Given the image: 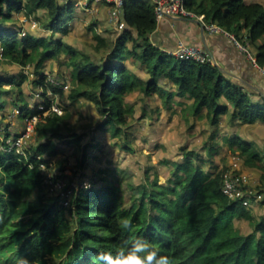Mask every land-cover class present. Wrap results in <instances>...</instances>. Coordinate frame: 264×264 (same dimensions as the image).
Segmentation results:
<instances>
[{"label": "trees", "instance_id": "16d2710c", "mask_svg": "<svg viewBox=\"0 0 264 264\" xmlns=\"http://www.w3.org/2000/svg\"><path fill=\"white\" fill-rule=\"evenodd\" d=\"M183 4L206 22H215L243 44L248 43L256 50L253 56L257 64L264 66V43H257L264 35V4L256 0H183ZM73 5L72 1L61 4L58 0H0V64L18 65L25 73L33 65V83L42 90L44 108L39 109L37 102L30 106L23 98L20 85L27 76L20 72L19 79L14 74L0 75V109L4 107L3 96L18 87L13 100L20 110L18 116L41 115L34 130L40 138H47L28 146L26 155L0 149V264H49L51 258H58L57 264H101L98 253L115 258L121 252L126 254L137 240L147 241L159 255L169 257L170 264H264V219L255 220L247 206L224 194L222 184L228 167L206 170L200 153L193 150L173 162L165 183H159L156 175L140 183L129 205L124 204L114 183L78 187L69 208L43 198L46 178L41 157L56 154L53 138L63 136L58 127L63 114L49 110L57 103L45 93L53 90L57 94L64 89L49 80L59 76L44 72L42 66L61 54L67 55L68 76L73 83L68 99L85 98L93 103L103 115L102 124L111 127L114 134L134 112L125 97L135 90L145 95L160 91L159 78L168 79L179 95L192 98L194 114L205 108V117L212 124L227 111L222 98L232 104L233 117L264 122V102H253L249 93L211 61L177 59L150 41L157 25L153 0H122L125 25L113 41L94 35L93 48L101 54L97 59L53 37V32L67 31ZM38 9L46 12L45 25L52 34L21 35L10 24L14 13L30 17ZM127 59L144 64L149 78L143 80L128 69ZM60 80L70 83L66 78ZM43 110L49 112L42 115ZM17 134L6 132L5 138ZM224 141L244 167L262 170L259 181L264 187V154L238 135ZM215 151L210 147L209 157ZM236 218L247 220L253 229L243 233L234 224ZM125 222L130 228H124Z\"/></svg>", "mask_w": 264, "mask_h": 264}, {"label": "rangeland", "instance_id": "374dc122", "mask_svg": "<svg viewBox=\"0 0 264 264\" xmlns=\"http://www.w3.org/2000/svg\"><path fill=\"white\" fill-rule=\"evenodd\" d=\"M260 1L264 3V0ZM78 10L83 9L73 5L72 15H75ZM13 17V22L10 24L18 31L24 30L38 36L52 34V31L45 25L47 16L42 9H38L36 14L30 17L22 12L14 13ZM84 19L83 13L79 12L78 19H76L77 24L75 23L70 28H67L66 32H53V37L62 39L71 45L72 43H77L76 38L83 31L88 32L89 35H92V41L85 47V50L92 58L97 59L101 54L99 52L96 53L93 48V33L89 32V26H85ZM66 60L67 55L65 54H61L58 59L46 60L43 63L42 70L53 76H59L57 80L60 78L70 80L68 76L70 68L67 67ZM35 70L34 66L31 65L29 72L25 73L18 65L4 62L0 64V75L3 77L14 74L19 79L20 72L26 74L27 77L22 81L20 88L23 98L30 106H34L36 102L38 104L42 103V98L39 96L42 90L33 83ZM68 84L69 88L64 89L61 93L55 94L53 90L45 93L46 95H52L58 104L56 105L61 109V114H63V118L58 124L63 136L53 138L57 153L53 155L45 153L41 157L45 166L43 170L44 177L53 181V184L46 182L41 194L44 199L51 203H62L66 208H69L70 203L65 204L62 202V192L67 194L66 199L71 200L73 191L78 189V187L90 185L98 187L104 183H114L125 201L124 204L129 205L132 197L138 193L137 186L146 182L148 178L152 179L156 175L159 183H165L167 178L171 176L173 162L181 155V147L183 153L189 148L197 150L203 159L201 165L206 170H216L226 166L228 171H230L232 169H230L229 164L240 159L237 155H233L235 153L227 151L225 142H222L219 154H216L217 151L212 157H209L205 148L214 144L213 142L210 143L209 136L211 133H214L215 136L219 128H215V131L210 130L207 139H204V136H199L187 140L186 134L190 130H196L206 136L207 128L210 127L211 122L208 119H204L203 124L208 127L203 124L200 127H196L189 120L191 115L185 116L187 112L184 109L174 111L175 113L167 110L171 113V117H164L163 120H159L161 115L156 109L150 110L141 103L139 100L141 93L135 96L134 99L129 98V103H132L131 105L134 108L133 115L128 119L126 125L121 126V131L114 134L111 127L102 124L103 115L93 103L85 98H78L73 101L68 99L69 89L73 87V83L70 80ZM5 86L8 85L5 84ZM17 90L18 87H12L10 92L3 96L4 107L0 109V117H2L0 121L1 150L5 147L2 143L6 132L11 135L24 130L26 118L23 119L18 116L20 110L13 104ZM168 96L169 94H167L166 98ZM191 108L188 110L189 113ZM45 113L44 111L43 114ZM173 117H175L174 120ZM178 136H183L184 140L176 141ZM188 136L190 137V135ZM74 137H78V140L75 141ZM222 138L225 139L226 136H222ZM46 139L40 138L34 130L28 141V146L30 147ZM179 144H182V146H179ZM177 148L180 150H177L178 152L175 154L173 151ZM167 153L172 156L165 158ZM165 159L170 160H166L168 161L167 163L162 162ZM233 171L240 174V170ZM244 174L248 177L249 187L253 189L250 197L251 201L247 208L253 213L255 220L264 219V188L256 182H249L248 172ZM258 195L262 196L256 201ZM67 217H70L69 213H67ZM234 224L245 234L253 229L247 220L236 218L234 219ZM58 262V258L49 260V264H57Z\"/></svg>", "mask_w": 264, "mask_h": 264}, {"label": "crops", "instance_id": "0c3cea01", "mask_svg": "<svg viewBox=\"0 0 264 264\" xmlns=\"http://www.w3.org/2000/svg\"><path fill=\"white\" fill-rule=\"evenodd\" d=\"M58 1L61 4H64L72 0ZM256 1L262 3V1L260 0ZM77 8L83 10H78V12L73 15L72 19L68 23V28H70L75 23L77 24L76 19H78V13L80 12L85 16V26H89V32L91 34L93 33V37L94 35H99L105 38L107 41H113L116 37L119 36L120 33L117 32L114 24L109 20L110 5L108 3L104 1H92L89 8ZM202 27L203 25L201 21L197 18H195V20H191L182 18V16L179 15H165L160 20H157L156 28L150 34V41L161 48L163 51L175 49L180 40L185 43L200 46L209 54L211 62L214 65L215 63L220 65V67L223 69V71H220L223 74L232 79L234 83L239 84L244 89V91L249 93L253 102L263 103L264 73L256 65L253 64L247 53L239 48L229 36L221 33H210L205 30V28L202 30ZM91 36L92 35H89L88 32L83 31L81 35L76 38L77 45L75 43H72L73 45H71L79 50H82L83 52H86L85 47L88 46V44H90L89 42L92 41ZM260 38L257 40V43H264V35ZM248 49L249 52L254 55L256 50L249 44ZM124 63L128 69H130L143 80L149 78V74L147 73L144 64H142L141 62L137 60L131 61L130 59H127L124 61ZM230 74H232V76H230ZM158 84L161 87L160 91H156L151 95H145L143 92L135 90L125 97V101L129 103V98L134 99L135 96H138V94L141 93L142 95H140L139 100L148 109H156L161 115L159 120H163L164 117L170 118V114L175 113L174 111H181L184 109V111L187 112L185 113V116L188 114L191 115L189 119L191 120V124L194 123L196 127L202 126L203 120L207 119L205 117V108H202L198 114H194L191 108L192 98L187 95H179L177 93L176 87L166 78H159ZM167 94H169L168 98H166ZM221 103L227 105V111L218 117L215 124L211 123L210 127H212V129L203 124L204 126L208 127L206 136L205 134L198 133V131L196 130H190L186 134L187 140L197 138L199 136H204V139H207L208 135L210 134V130L215 131V128H219V131L218 133L216 132L215 136L214 133H211V135L209 136L210 143L213 142L214 144L208 145L205 148L207 151L210 147H214L216 149L215 152L218 151L216 154H219V151L221 150L220 146H222V142H225L222 136L229 137L232 135H238L244 141L251 143L257 152L264 154V152H261L264 151V122H261L259 120H255L253 122H243L241 119L235 118L231 115L233 107L230 102H228L225 98H222ZM190 108L191 112L189 113L188 110ZM167 110H170L171 113ZM174 118L175 117H173V120ZM188 135H190V137ZM177 139L178 140L176 141L184 140L183 136H178ZM179 146H182V144H179ZM177 150L180 149H174L173 152L176 154L178 152ZM187 150L192 149L189 148ZM193 151L197 152V150ZM227 151L231 152L228 148ZM180 152V158L178 157V159H176L175 161H179L182 159V156L184 154L182 147ZM170 156L172 155H169V153H167L165 158H170ZM262 163L264 164V159ZM229 165L230 169L232 170H240V172L242 171V173L248 172L250 178L249 182H256L260 184L259 176L262 171L261 169L244 167L241 158L232 161V163H230ZM261 196L262 195H258L256 201L260 199Z\"/></svg>", "mask_w": 264, "mask_h": 264}, {"label": "built area", "instance_id": "2783aa9c", "mask_svg": "<svg viewBox=\"0 0 264 264\" xmlns=\"http://www.w3.org/2000/svg\"><path fill=\"white\" fill-rule=\"evenodd\" d=\"M92 1H104L110 5L109 10V20L114 24L117 32H121L125 23L122 16V0H72L73 4L77 7L81 8H89ZM155 2V15L156 20H160L165 15H179L197 18L201 21L205 30L210 33H221L229 36L233 42L242 50H244L248 57L252 60L253 64L256 65L263 73L264 66L261 67L255 61L254 56L249 52L248 43L243 44L238 40L234 34L227 31L221 25H218L215 22H206L203 19L202 15H196L194 12L187 10L184 7L183 0H153ZM36 23V22H35ZM34 23V25H35ZM21 35H24L26 32L24 30L20 31ZM168 54L174 56L177 59L182 60H191L199 63H204L211 61L209 54L200 46L185 43L183 41H179L178 45L173 50H167ZM58 79V78H57ZM54 77H50L49 80L63 89H68V82L57 80ZM40 96V95H39ZM37 107L39 109H44L42 103L38 104ZM51 111H56L61 113V109L56 105L52 104L50 109ZM47 114L48 110H43V112ZM26 122L24 126V130L22 132H18L17 135L9 136L4 138L3 145L5 146L4 150H15L23 155L25 154V149L28 147V141L31 138V135L34 132L35 124L38 120H41V115L33 114L25 117ZM24 118V119H25ZM42 170H44L45 166L43 162L40 163ZM46 182L49 184H53L52 180L46 179ZM222 190L225 195H227L232 200H239L243 205L248 206L250 204V197L253 193V189H251L248 185V177L246 174L240 172V174L234 172L233 170L228 171L223 179ZM63 201L65 204H69V200L66 199L67 194L62 192Z\"/></svg>", "mask_w": 264, "mask_h": 264}, {"label": "clouds", "instance_id": "9594fccd", "mask_svg": "<svg viewBox=\"0 0 264 264\" xmlns=\"http://www.w3.org/2000/svg\"><path fill=\"white\" fill-rule=\"evenodd\" d=\"M124 228H130V223L125 222ZM101 264H170L169 257L159 255L147 241L137 240L125 254L121 252L115 258L110 254H97Z\"/></svg>", "mask_w": 264, "mask_h": 264}, {"label": "water", "instance_id": "95a60500", "mask_svg": "<svg viewBox=\"0 0 264 264\" xmlns=\"http://www.w3.org/2000/svg\"><path fill=\"white\" fill-rule=\"evenodd\" d=\"M182 18L185 19H191V20H195V18H190V17H186V16H182ZM204 29V27H202V30ZM206 47V46H205ZM207 49V48H206ZM215 65L218 67L219 70L223 71V69L220 67V65H218L217 63H215ZM230 76H232V74H230Z\"/></svg>", "mask_w": 264, "mask_h": 264}]
</instances>
